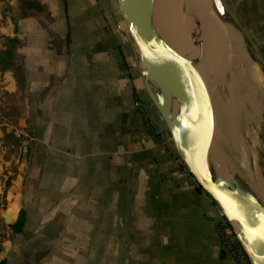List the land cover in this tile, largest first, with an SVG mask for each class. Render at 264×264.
Wrapping results in <instances>:
<instances>
[{
	"label": "crops",
	"instance_id": "crops-1",
	"mask_svg": "<svg viewBox=\"0 0 264 264\" xmlns=\"http://www.w3.org/2000/svg\"><path fill=\"white\" fill-rule=\"evenodd\" d=\"M38 1L46 11L20 17L15 30L3 11L19 3L0 0V33L19 37L21 22L27 79L19 123L7 130L24 135L28 150L0 166L9 177H0L3 215L15 223L25 212L0 264H235L215 224L217 204L173 142L149 128L151 120L171 138L144 103L120 0ZM230 2L245 12L246 34L264 59V0ZM3 92H17L11 72L0 75Z\"/></svg>",
	"mask_w": 264,
	"mask_h": 264
},
{
	"label": "water",
	"instance_id": "water-1",
	"mask_svg": "<svg viewBox=\"0 0 264 264\" xmlns=\"http://www.w3.org/2000/svg\"><path fill=\"white\" fill-rule=\"evenodd\" d=\"M14 1L18 5L19 0ZM120 2L140 55L145 89L167 126L179 156L198 185L230 221L251 263L264 264V192L261 196L238 172L222 173V168L211 160L214 106L209 87L196 68L202 52L198 59H190L167 41L156 23L158 0ZM213 4L224 22L234 23L223 0H213ZM181 6L188 15L183 2ZM17 25L20 39L21 22ZM238 29L250 58L264 70V61L255 55L246 32L241 27ZM193 41L201 49L202 43L197 42L195 35ZM35 183L36 176L32 177L33 189ZM4 218L14 224L6 213Z\"/></svg>",
	"mask_w": 264,
	"mask_h": 264
},
{
	"label": "rangeland",
	"instance_id": "rangeland-1",
	"mask_svg": "<svg viewBox=\"0 0 264 264\" xmlns=\"http://www.w3.org/2000/svg\"><path fill=\"white\" fill-rule=\"evenodd\" d=\"M223 2L230 14V18L234 20V23L224 22L219 15L218 21L224 33H226L232 41L230 46L232 50L229 49L226 42L214 40V38H212L210 25L213 24L214 21H212V19L215 20L214 15L216 13L214 14L215 7L211 2L207 3V9L206 1L202 0V3L195 13V19L189 20L182 6H179L178 10L176 9V19L168 15L165 22L168 23V26L173 31L178 30L177 17L183 24L187 23L191 30L187 35L189 39L187 56L190 59H198L200 51L202 52L201 58L196 64L197 72L201 77H204L209 87L213 106L217 109L216 111L214 108V111H216L215 116L221 127L220 135H215L211 144V160L220 168L236 172L231 167V161L236 157L238 170L243 174L247 173L249 176L252 175L253 179L264 191V70L260 64L254 62L250 58L243 35L238 29V27H241L246 32L245 12L234 9L230 0H223ZM159 5L160 3L158 2L156 6V19L160 10ZM209 10L213 13H210ZM4 14L13 16L16 20L20 19L19 8L16 6H9V8L3 11V15ZM185 19L187 21H185ZM236 30L241 39V46L235 40ZM193 35H195L197 42L202 43L203 46H201V49L194 43ZM248 39L250 40L251 37H248ZM0 40L2 42L4 41L1 33ZM203 42L206 45L203 44ZM251 44L255 55L264 61L261 55L260 45L258 46V44L254 42H251ZM21 100L22 99L16 97L13 99L4 98L2 100L3 103L8 102L10 104L13 101V103L18 106V112H15L13 117H3L2 122L5 123V128L8 129L10 125H18L13 124V120L18 118L19 121L20 119ZM144 103L148 106V111L149 108L152 107V115L160 120L156 112L158 110L155 108L151 99L145 98ZM3 112L4 109L1 107L0 116L3 115ZM148 121L150 123L149 128L151 132L159 138L161 143L164 145L166 143H171L172 139L169 138V136L162 137V131L159 132L157 128H155L153 121ZM6 123L9 125H6ZM23 146H27L25 141L23 142ZM0 152L1 163L3 161H13L14 163L16 159H23L28 150H23L22 147L18 154L8 156L7 150L1 147ZM182 163L184 164L183 161ZM8 166H10V164H8ZM5 172L6 170H3V172L0 173V177L2 181H4L3 183L6 184L9 182V177L4 176Z\"/></svg>",
	"mask_w": 264,
	"mask_h": 264
},
{
	"label": "trees",
	"instance_id": "trees-1",
	"mask_svg": "<svg viewBox=\"0 0 264 264\" xmlns=\"http://www.w3.org/2000/svg\"><path fill=\"white\" fill-rule=\"evenodd\" d=\"M19 13L20 17L27 16L30 11L36 12H45V5L38 0H19ZM7 15H3V19L6 18ZM13 22L15 23V30H17L15 17L11 16ZM2 35V34H1ZM3 36V47H0V75H3L7 72H11L13 77L16 80L17 84V92L15 94H9L8 92H3L0 94V108L4 109L3 115L0 116V123L3 124V131L5 133L3 146L7 147V155L12 156L13 154H18L20 149L23 147V142L25 141V137L22 135H17L14 131H8L5 128L4 123L2 122L3 117H13L15 112H18V106L13 103H3L2 100L4 98H18L22 99V95H24L25 89L27 87V79H26V71L23 65L19 63L18 48L22 45L21 40L18 36L10 37ZM18 118L13 120V124H18ZM199 189H202L198 185ZM25 221V212L22 211L18 220L13 224V227L16 231H20L24 225Z\"/></svg>",
	"mask_w": 264,
	"mask_h": 264
},
{
	"label": "bare ground",
	"instance_id": "bare-ground-1",
	"mask_svg": "<svg viewBox=\"0 0 264 264\" xmlns=\"http://www.w3.org/2000/svg\"><path fill=\"white\" fill-rule=\"evenodd\" d=\"M184 3V5L187 7V12H189V14L187 15L189 18V20L194 19L195 17V13L197 12V9L199 7V5L202 3V0H158V2L160 3V10L157 14V19H156V23L159 26V28L161 29L164 37L167 39V41L175 48L177 49L180 53H182L183 55L187 56V45L189 42V39L187 37L188 32L191 31L189 28V25L187 23H182L180 22V19L177 17V23H178V30L177 31H173L169 26L168 23L165 22L166 18L169 16H171L172 18L176 19V12L179 8V6H181L182 2ZM206 1V8H207V3L211 2L213 3V0H205ZM157 2V3H158ZM204 5V4H203ZM212 6V5H211ZM177 9V10H176ZM208 9V8H207ZM210 9V8H209ZM211 10V9H210ZM209 10L210 13H213ZM216 13V14H215ZM214 19H212L213 24L210 25V30H211V34H212V38H214V40H221L224 41L228 44V47L230 50L231 49V39L230 37L224 33V31L222 30L221 25H219V21H218V12L215 9L214 11ZM165 19V20H164ZM162 20V23H161ZM185 21H187L185 19ZM221 21V20H220ZM186 24V25H185ZM206 25V24H205ZM223 26V25H222ZM235 27V26H234ZM209 29V28H208ZM228 29V28H227ZM236 29V27H235ZM203 37V36H202ZM206 38V37H205ZM204 39V38H203ZM209 39V38H207ZM210 40V39H209ZM235 40L236 42L241 46V39L240 36L236 30V36H235ZM234 41V40H233ZM206 42V41H204ZM203 42V44H205ZM225 43V44H226ZM206 45V44H205ZM223 45V44H222ZM203 46V45H202ZM234 47V46H233ZM197 49V48H196ZM228 49V48H227ZM228 49V50H229ZM229 50V51H230ZM226 51V50H225ZM236 51V50H234ZM231 52V51H230ZM228 53V52H227ZM194 56V55H193ZM230 61V59H229ZM232 63V62H231ZM245 72V71H244ZM247 74V71H246ZM247 76V75H246ZM248 78V77H247ZM249 85V84H248ZM245 97V96H244ZM242 99V98H241ZM243 100V99H242ZM241 100V101H242ZM215 108V107H214ZM215 110L217 111V109L215 108ZM216 111H214V130H215V135H220L221 133V127L220 124L217 120V117L215 116ZM228 143V142H227ZM230 146H232L230 143H228ZM234 149V148H233ZM231 167L234 171L240 173L246 180L247 182H249V184L262 196V193L264 192L263 189L257 184V182L254 179H251V177L247 174V173H242L241 171L238 170L237 168V161H236V157L235 159H233L231 161ZM222 171V173L227 174L229 172L228 169L222 168L220 169ZM253 178V177H252ZM6 214L9 216L10 215L8 213V211L6 212ZM11 219V218H10ZM12 221V220H11Z\"/></svg>",
	"mask_w": 264,
	"mask_h": 264
},
{
	"label": "built area",
	"instance_id": "built-area-1",
	"mask_svg": "<svg viewBox=\"0 0 264 264\" xmlns=\"http://www.w3.org/2000/svg\"><path fill=\"white\" fill-rule=\"evenodd\" d=\"M137 106H141V102H136ZM150 127V124H149ZM1 161V154H0ZM0 166L1 165L0 162ZM215 224L222 242L223 250L229 254L235 261V264H252L248 253L243 246L239 236L230 221L225 217L223 211L217 207ZM14 236V228L3 215L0 208V261L7 253V246Z\"/></svg>",
	"mask_w": 264,
	"mask_h": 264
}]
</instances>
